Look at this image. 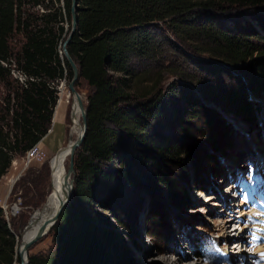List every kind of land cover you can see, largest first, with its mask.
I'll use <instances>...</instances> for the list:
<instances>
[{"label":"trees","instance_id":"obj_1","mask_svg":"<svg viewBox=\"0 0 264 264\" xmlns=\"http://www.w3.org/2000/svg\"><path fill=\"white\" fill-rule=\"evenodd\" d=\"M77 5L78 27L67 50L79 67L80 79L91 88L87 133L75 163L73 199L50 232L53 248L28 260L29 264H134L110 221L123 224L122 215L131 216L124 189L137 185L132 167L151 164V152L171 148L169 139L150 132L166 119L164 100L179 95L175 85L168 89L171 94L160 95L149 71H135L132 62L157 57L160 43L169 42L158 34L162 25L200 55L234 67L248 64L246 70L257 78L256 91L264 92V16L255 17L256 28L246 22L236 24L234 30L219 28L209 16L261 7L264 0H77ZM37 6L44 12L24 9ZM201 14L207 15L205 21L199 20ZM70 28L71 0H0V86L6 92L0 102V178L14 157L24 156L49 131L63 84L59 82L57 90L55 83L72 77L67 61L59 57ZM16 31L23 33L25 41L13 54L9 39ZM13 69L27 80L15 79ZM229 98L244 113L241 118L251 125L258 123L250 103L234 95ZM188 99L189 118L203 124L200 137L212 134L227 144L231 130L217 112ZM173 114L172 123L179 113ZM224 128L228 138H222ZM115 160L124 170L116 175L105 172L104 165ZM159 177L165 185L171 181L165 174ZM97 208L109 216H102ZM15 247V235L0 208V264L20 262ZM194 252L196 257L205 256L203 241L197 242Z\"/></svg>","mask_w":264,"mask_h":264},{"label":"rangeland","instance_id":"obj_2","mask_svg":"<svg viewBox=\"0 0 264 264\" xmlns=\"http://www.w3.org/2000/svg\"><path fill=\"white\" fill-rule=\"evenodd\" d=\"M24 9L34 14L44 12L42 6ZM258 15L264 16V5L209 16L216 20L219 28L234 30L236 27L233 26H243L246 22L256 28L255 17ZM206 17L201 14L199 20L205 21ZM64 27L67 31L68 25ZM157 29L158 34L167 37L169 42L160 43L154 60L136 59L132 66L137 72L149 71L152 82L156 81L159 85L160 95H169V87L176 86L179 98L164 100L162 109L166 119L154 123L150 133H161L170 140L172 150L177 148V151L167 148L162 153L151 152V164L140 169L132 167L131 172L137 175V185H127L128 189H124L125 200L131 206V216L125 219L122 215L123 224L114 219L110 223L119 233L121 247L134 264H252L257 258L260 261L255 246L259 238L256 231L251 230L252 219L248 215L259 214V218L252 217L253 223L261 224L264 218V209L261 215L259 213V208L264 207V92L256 91L257 78L246 70L248 64L234 67L218 58L200 55L164 26L159 25ZM65 39L63 36L61 44ZM24 41L23 33L16 31L9 39L11 52H19ZM60 53L62 56L61 45ZM69 81L66 78L63 82L60 95L63 87L68 89ZM59 82L55 83L56 89ZM76 90L83 96L86 106L91 88L80 79ZM5 94V89L0 86V102ZM231 94L250 103L251 113L258 118V123L251 125L245 117H240L244 113L234 108L229 98ZM188 96L198 100L201 106L217 112L227 124L231 134L229 136L224 128L222 135V138L229 136L227 144H221L212 134L200 137L203 124L199 119L189 118L190 108L185 102L189 100ZM62 99L68 102L67 96ZM68 110L67 107L66 133L59 149L72 140ZM174 112L179 115L172 123ZM39 147L42 160L28 163L26 154L16 156L0 178V208L15 238L19 236L16 239L18 249L22 235L30 232L34 225V214L52 207L55 201L51 192L50 161L57 151L45 143ZM79 152L78 149L73 156L72 180H75ZM70 160L67 161L68 169ZM104 169L112 175L124 170L116 160L105 164ZM164 174L171 180L166 185L159 179ZM203 198H208L209 202ZM96 212L109 216L100 208ZM241 217H244L245 224L239 223ZM224 222L227 224L222 229ZM235 228L239 229L237 233L241 232V228L248 229L247 233L243 232V245L238 243ZM50 232L30 248L28 257L51 251L53 242ZM199 240L206 245L207 260L195 255Z\"/></svg>","mask_w":264,"mask_h":264},{"label":"bare ground","instance_id":"obj_3","mask_svg":"<svg viewBox=\"0 0 264 264\" xmlns=\"http://www.w3.org/2000/svg\"><path fill=\"white\" fill-rule=\"evenodd\" d=\"M61 51H62V47H61ZM62 58H64L63 53H62ZM76 92L79 94L80 99L83 101V96L77 90ZM64 95L67 96V99H68L67 103H65L62 99ZM59 96L60 97L58 100L57 108L54 114V120L56 121L59 120L62 115V112H64V110L67 109V107L69 108L68 116H69L70 124H71L70 128H71L72 140L68 143L66 147L61 148L62 151L60 152L57 158L55 159L52 158L50 161L51 192L53 193V195H55V201L53 203V206L50 208H46V209H44V206H43L42 207V209H44L43 211H39L38 213L34 214V225L30 232L24 233L22 235L23 238H22L21 245L22 243L32 238L36 234L40 226H42L46 221L50 220L55 215V213L57 212L59 208L61 200L64 199L65 196H67L73 188V180L71 177V172H69V169L67 167V161L72 156V154L69 153V148L75 142L77 136L80 133L81 115H80L79 108L77 106V100H76L75 94H72L69 89H67L66 87H63L61 91V95ZM41 153L42 152L40 151V147L38 144L35 146V148L31 152L26 154V157H25L26 161L30 163L33 160H39V161L42 160ZM203 200L206 202H209L208 198L207 199L203 198ZM262 212H263V209H261L260 215ZM6 215L9 216L7 212H6ZM11 216H14V215L11 214ZM226 224L227 222H224L221 228L222 229L225 228ZM254 227L256 231L259 232V236H260L259 241L256 243V249L258 252L262 254L264 258V218L261 224L257 222L254 223ZM238 230H239L238 228H235L234 232H236V238L238 239V243L240 245H243L245 243L244 237H243L244 228H241L240 229L241 232L237 233ZM21 245L20 247L18 246L19 249L17 248L18 255L22 252Z\"/></svg>","mask_w":264,"mask_h":264},{"label":"water","instance_id":"obj_4","mask_svg":"<svg viewBox=\"0 0 264 264\" xmlns=\"http://www.w3.org/2000/svg\"><path fill=\"white\" fill-rule=\"evenodd\" d=\"M77 0H71V28L70 31L66 37V39L63 41L61 44L62 47V53L64 59L67 61L71 72H72V77L69 81L68 84V89L72 94H75L76 100H77V106L80 111L81 115V127H80V133L77 136L75 142L70 146L69 148V153L72 154L71 160H70V166H69V172L73 173L74 172V165H73V156L75 152L81 148L83 145L86 133H87V107L84 105V102L80 99L79 94L76 92V84L80 80V70L79 67L77 66L76 62L73 60V58L70 56L67 46L72 40V37L74 33L77 31L78 27V20H77ZM59 57L62 60L61 53L59 51ZM66 79L64 78L63 80H60V82H64ZM52 127V126H51ZM62 150L59 149L55 154L53 159L57 158ZM74 196V179H73V188L70 191V193L65 196L64 199L61 200L59 208L55 215L48 221H46L36 234L27 240L26 242L22 243L21 249L22 252L19 254V264H29L28 256L27 253L30 250V248L36 244L38 241H40L43 237L49 234L51 229L54 227V225L57 223L60 215L62 214L64 208L69 204V202L73 199ZM18 235L16 236V239H18ZM18 243L16 244L17 247ZM16 247H15V254H16ZM16 258V255H15ZM16 264V263H15Z\"/></svg>","mask_w":264,"mask_h":264},{"label":"crops","instance_id":"obj_5","mask_svg":"<svg viewBox=\"0 0 264 264\" xmlns=\"http://www.w3.org/2000/svg\"><path fill=\"white\" fill-rule=\"evenodd\" d=\"M66 120H67V109H65L64 112H62L60 119L57 121L54 120V115H53L51 132L50 134L45 135V139L43 138V140L40 142L39 145L42 147V144L45 143V145L51 148L52 150L58 151L61 146V143L63 142V140L61 139L63 138V136L65 137ZM56 127H57V131L55 132Z\"/></svg>","mask_w":264,"mask_h":264},{"label":"built area","instance_id":"obj_6","mask_svg":"<svg viewBox=\"0 0 264 264\" xmlns=\"http://www.w3.org/2000/svg\"><path fill=\"white\" fill-rule=\"evenodd\" d=\"M41 6H37V8H40ZM3 65L4 66H6V64H4L3 63ZM11 73H12V75H13V77L15 78V79H17V80H19V82H21V83H24L26 80H27V77L25 76V75H23V74H21L20 72H18V71H15L14 69L11 71ZM49 132H51V129L48 131V133ZM47 133V134H48ZM42 140H43V138H42ZM41 140V141H42ZM38 144V143H37ZM36 144V145H37ZM36 145H34L31 149H29L27 152H26V154L27 153H29V152H31L34 148H35V146ZM41 158H42V156H41Z\"/></svg>","mask_w":264,"mask_h":264}]
</instances>
